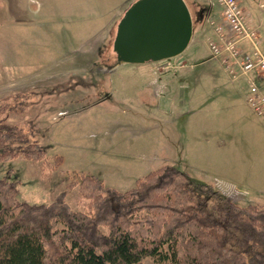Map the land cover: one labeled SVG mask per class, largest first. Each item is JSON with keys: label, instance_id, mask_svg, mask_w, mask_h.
I'll list each match as a JSON object with an SVG mask.
<instances>
[{"label": "rangeland", "instance_id": "374dc122", "mask_svg": "<svg viewBox=\"0 0 264 264\" xmlns=\"http://www.w3.org/2000/svg\"><path fill=\"white\" fill-rule=\"evenodd\" d=\"M124 1L13 0L7 8V2L0 3V104L6 105L3 121L17 125L28 141L40 144L45 152L41 162L16 158L0 164V178L15 182L18 199L47 204L65 189L72 171L97 175L107 185L124 191L134 185L137 177L174 166L195 181L213 183L215 178L232 187L218 188L238 205L264 207V151L260 148L261 153L255 157L247 154V123L254 115L240 93L234 97L237 103L225 100L195 109L201 88H195L191 103L186 89H174L173 99L158 100L165 114L159 113L157 121L133 117L126 122V133L121 134L127 136V142H120L119 149L130 145L133 150L128 151L133 152L125 163L108 166L99 161L98 154H83L78 149L83 139H72L76 133L84 131L88 139L95 140L90 131H102L115 151L113 142L120 134L117 124H121L119 104L105 100L104 95L111 91L110 82L117 86L122 79L99 68L125 64L117 60L112 49L117 23L133 2L123 6L118 16V7ZM183 1L192 13L189 1ZM105 12L115 17H105ZM211 41L215 39L208 45ZM209 57L206 63L218 64ZM182 60L177 55L146 63L178 65ZM86 84L90 88H84ZM72 105L78 113L73 108L68 114L72 119L65 120L66 115L59 112ZM83 105L88 110L83 111ZM237 110L245 119H236ZM189 112L194 113L190 119ZM107 116L110 121H99ZM224 129L236 135L220 133ZM136 133L147 138L139 137L134 143ZM215 144L223 145L222 150H217ZM56 156L63 160L56 163ZM65 200L74 210H86L87 201L75 188L66 193ZM136 264L172 263L145 257Z\"/></svg>", "mask_w": 264, "mask_h": 264}, {"label": "trees", "instance_id": "16d2710c", "mask_svg": "<svg viewBox=\"0 0 264 264\" xmlns=\"http://www.w3.org/2000/svg\"><path fill=\"white\" fill-rule=\"evenodd\" d=\"M5 107L0 104V164L45 160L40 144L3 121ZM74 188L86 210L66 202ZM145 257L264 264V207L238 205L174 166L150 171L124 191L72 171L47 204L18 199L15 182L0 178V264H136Z\"/></svg>", "mask_w": 264, "mask_h": 264}, {"label": "crops", "instance_id": "0c3cea01", "mask_svg": "<svg viewBox=\"0 0 264 264\" xmlns=\"http://www.w3.org/2000/svg\"><path fill=\"white\" fill-rule=\"evenodd\" d=\"M10 1L13 0H0V3L7 2L4 3L6 4L7 8V6H10L11 4ZM132 1L134 0H125L121 4V6L118 7V16L122 13L121 8L123 6H126L127 3L129 5ZM187 1H189V3L191 4V8L193 9L192 13H190L192 20V33L188 45L186 46L184 51L179 54V58L183 57L182 64L151 65L148 63H125L114 64L105 68L98 67L100 71L106 70L107 72L111 73L112 76L115 75L116 78L122 79L117 86L115 85V82L114 85L112 82H110L109 89L111 91H107L104 95L105 100H113L115 103L119 104L118 117L121 124H117V126L119 127L118 132H120V134L118 138L120 140L118 138L114 140V151L112 142L108 139L109 136L106 138L104 132L90 131L92 132L90 134L95 135V140L88 139L87 133H84V131L82 133L78 132L76 133V137H72V139H83L80 145L77 146L83 154L96 153L98 154L99 161L104 162L103 164L108 166L110 165V163L127 162L129 158H131V152H133L128 151V148L130 150H133L132 146L128 145L127 143L128 146H123L122 149H119L120 142L123 141L124 144L127 142V136L121 134V131H124L126 133V122L133 117L134 119L142 118V120H145L147 122L157 121L159 118V113L165 114L164 109L160 107V105H158V100L161 98L162 101L165 97V100L167 99V97L171 99L172 94H174V89L176 88L187 90L188 102L190 103L195 99L193 97L196 90L195 88L199 87L202 89L203 92H200L201 95H199L200 98L197 99L195 109L207 106L208 104L213 105V102L222 103V101L225 100H229L231 103H237L238 99H234V97L239 93L244 97L240 82L230 77L217 61L215 62H217L218 64L208 62L206 63L207 58L210 59L208 42L216 38L213 29L209 25V22L210 20L221 21V7L216 2V0ZM260 1L261 0H239V3L244 10L247 22L251 26L258 29L260 36V46L264 48V13H262V11L259 9ZM95 15L98 16V14ZM103 16H108L111 19V17H115V14L105 12ZM170 79H173V81ZM174 80H176V82ZM84 88H90V86L86 84ZM224 96H227L228 98L225 99ZM243 99L249 111L254 115V118L252 117L251 119H249L247 123L248 129L246 132V143L248 144L247 154L255 157L256 155H259L261 153L260 148H263L262 150L264 151V144H262L264 143V115L256 116L247 105L245 98ZM163 105L164 104H162V106ZM82 107L83 111L88 110L87 105H83ZM73 108V105L70 109L63 108L60 110L59 114L66 115L64 117L65 120H71L72 118H70L68 114ZM74 111L77 112L78 109L74 108ZM193 114L194 113L189 112V119ZM195 117L200 116L196 115ZM243 118L245 119V115L242 114V112L238 111L236 119L242 120ZM95 119L96 117L93 120ZM101 120L110 121L111 117H102L99 121L101 122ZM227 130L228 129L219 131L220 133H232L233 136L236 135L235 131L226 132ZM136 134L137 138H133L134 143H137V139L139 137H146L142 133ZM148 139H150V137H148ZM260 144H262L261 147ZM215 146L217 147V150H222L223 145L219 147L218 144H215ZM235 148L236 147L232 149L235 150ZM204 172L205 174L207 173L206 171ZM98 178L101 179L105 185H107L102 178ZM213 179V183L210 184H213L218 190V187L221 186L225 187V189L227 188L228 190L232 189V187H229L222 181L218 179L216 180L215 178ZM204 183L209 182L204 181ZM219 191L223 196L231 200L229 198L230 196L223 194L221 190Z\"/></svg>", "mask_w": 264, "mask_h": 264}, {"label": "water", "instance_id": "95a60500", "mask_svg": "<svg viewBox=\"0 0 264 264\" xmlns=\"http://www.w3.org/2000/svg\"><path fill=\"white\" fill-rule=\"evenodd\" d=\"M191 33L183 0H134L117 23L112 49L120 62L160 61L181 54Z\"/></svg>", "mask_w": 264, "mask_h": 264}, {"label": "built area", "instance_id": "2783aa9c", "mask_svg": "<svg viewBox=\"0 0 264 264\" xmlns=\"http://www.w3.org/2000/svg\"><path fill=\"white\" fill-rule=\"evenodd\" d=\"M220 22L210 21L216 34L209 43L210 56L240 82L245 101L256 116L264 115V48L258 29L246 19L239 0H216ZM264 9V1L259 5Z\"/></svg>", "mask_w": 264, "mask_h": 264}]
</instances>
